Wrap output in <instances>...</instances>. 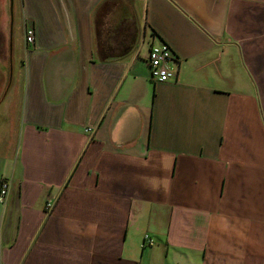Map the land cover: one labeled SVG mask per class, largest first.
Listing matches in <instances>:
<instances>
[{"label": "crops", "instance_id": "obj_1", "mask_svg": "<svg viewBox=\"0 0 264 264\" xmlns=\"http://www.w3.org/2000/svg\"><path fill=\"white\" fill-rule=\"evenodd\" d=\"M1 42L0 264H264V0H0Z\"/></svg>", "mask_w": 264, "mask_h": 264}, {"label": "built area", "instance_id": "obj_2", "mask_svg": "<svg viewBox=\"0 0 264 264\" xmlns=\"http://www.w3.org/2000/svg\"><path fill=\"white\" fill-rule=\"evenodd\" d=\"M25 36L27 43H32L33 41V31L31 27H26ZM171 61L170 51L165 43H159L149 46L147 53L146 64L148 66L150 80L152 81H167L176 76L174 69L168 66ZM8 184L5 180L0 181V203L3 202L4 197L7 194ZM53 201H47L45 204V209L51 211L53 208ZM154 241L150 239L146 234H144L145 246H153Z\"/></svg>", "mask_w": 264, "mask_h": 264}, {"label": "flooded vegetation", "instance_id": "obj_3", "mask_svg": "<svg viewBox=\"0 0 264 264\" xmlns=\"http://www.w3.org/2000/svg\"><path fill=\"white\" fill-rule=\"evenodd\" d=\"M3 43L1 42L0 43V65L1 67H4L5 66V70L3 68H0V101L2 99V96L5 95V88L6 85H8L10 82H11V78H10V75L9 73H11V66H10V62H11V58H12V55L8 54L7 52V49L5 51V47L2 45ZM4 50V51H3ZM4 54H3V53ZM2 53V55H1ZM4 58V59H3ZM9 58H10V61H9ZM5 61V62H4ZM4 85V87H2ZM1 103V102H0Z\"/></svg>", "mask_w": 264, "mask_h": 264}, {"label": "rangeland", "instance_id": "obj_4", "mask_svg": "<svg viewBox=\"0 0 264 264\" xmlns=\"http://www.w3.org/2000/svg\"><path fill=\"white\" fill-rule=\"evenodd\" d=\"M9 21V20H8ZM10 21H12V20H10ZM10 27V26H9ZM9 27H8V29H9ZM13 27H14V24H13ZM4 51V50H3ZM7 52H8V54H9V47L7 48ZM3 53V52H2ZM2 53H1V55H2ZM5 53V52H4ZM3 53V54H4ZM10 54H11V52H10ZM1 57V56H0ZM21 57V54H18V53H16V55H15V57H13L12 59H11V62H10V66H11V73H13V62H14V67L17 69V68H19L20 67V60H19V58ZM4 59V58H3ZM1 60V59H0ZM9 61H10V58H9ZM5 62V61H4ZM0 68H3L4 70H5V66L4 67H1V65H0ZM11 73H9V75H10V78L12 77V75H11ZM0 125H1V121H0ZM14 128H13V130H11L10 131V135H9V139L7 138V139H3V141H2V144L0 145V151H2V150H4V148H5V150H4V154H3V158H2V160L5 158V156H9V154H11V152H12V150H14V147H15V140H14ZM1 139V138H0ZM1 139V140H2ZM2 203V202H1ZM1 203H0V205H1Z\"/></svg>", "mask_w": 264, "mask_h": 264}]
</instances>
